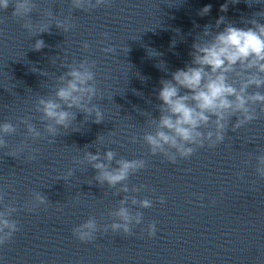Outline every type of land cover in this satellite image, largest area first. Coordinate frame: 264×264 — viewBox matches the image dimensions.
Listing matches in <instances>:
<instances>
[{
  "label": "clouds",
  "instance_id": "9594fccd",
  "mask_svg": "<svg viewBox=\"0 0 264 264\" xmlns=\"http://www.w3.org/2000/svg\"><path fill=\"white\" fill-rule=\"evenodd\" d=\"M236 2L238 0H233V3ZM109 4L110 0H71L72 9L83 11ZM9 6L14 8L12 16L22 19L30 17L36 7L34 0H0V10H7ZM227 10V3L221 5V12ZM210 11L211 5H205L199 15H207ZM221 24L225 27L219 31H213L211 24L204 25L199 35L209 38L197 42L196 36L189 53L190 63L171 72V79L160 81L161 87L157 95V99L161 101L157 105L160 115L152 119L154 130L143 135V141L152 155L160 154L171 163H176L178 157L188 159L205 144L214 148L223 143L233 116L237 117L232 125L234 131L257 119L254 105H260V111L264 112V92L259 91L264 88V23L250 18L247 26L237 27L233 22L226 21L224 16H220L216 20L215 28L219 29ZM51 25L49 23L39 26L37 34L50 33ZM55 26L64 33L73 27L68 20H57ZM22 27L33 32L35 26L30 19H25ZM46 46L43 39H37L32 49L40 51ZM83 48L87 50L89 44L84 42ZM102 51L114 53L116 49L110 46ZM66 68L68 70L58 77L54 97H41L36 102L35 110L41 113L44 133L29 118H20L27 135L33 140L44 138V134H47L52 138L48 142L53 143L59 129L69 128L71 121L76 118L71 109H78L86 116H94L93 122L96 124L104 121L103 112L97 105L92 104L93 99L99 95L93 70L95 61L89 62L85 59L78 64L66 65ZM253 88L256 91H250ZM17 127L7 121L0 123V148L7 146L4 137L16 133ZM209 127L212 130H201ZM132 139L135 142V137ZM26 147L28 145L24 144L17 151H23ZM10 156L15 158V153ZM115 157L116 153L112 150L106 151L103 157L99 151L95 154L86 151L83 160L76 162L86 161L95 169V180L99 185L107 184L109 188L120 185L116 194L122 192L126 195L119 200V207L109 213L114 220L110 225L104 226V231L107 232L110 228L113 232L130 236L133 235V226L142 223L143 213L133 212L127 206L129 201L131 205H138L143 209L153 206L148 198L138 200L135 195H127L130 189L126 181L130 175L144 169L146 161ZM29 159H35V155H30ZM256 160V174L264 178V154L258 155ZM113 161L116 166H113ZM73 174V170L69 169L63 179ZM131 191L138 192L140 189L133 187ZM3 199L4 194H0V202ZM158 199L161 204L165 203L164 197ZM47 202L46 195L35 192L32 207L28 203L24 207L31 212ZM16 211V207L12 205H5L4 210L0 211V245L6 244L19 231L17 221L11 219ZM98 231L99 226L94 217H89L72 229L74 237L82 243L92 242ZM156 231V223H150L147 228L148 236L154 237Z\"/></svg>",
  "mask_w": 264,
  "mask_h": 264
}]
</instances>
